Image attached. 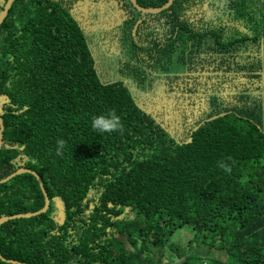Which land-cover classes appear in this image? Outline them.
<instances>
[{
    "label": "trees",
    "instance_id": "trees-1",
    "mask_svg": "<svg viewBox=\"0 0 264 264\" xmlns=\"http://www.w3.org/2000/svg\"><path fill=\"white\" fill-rule=\"evenodd\" d=\"M92 1L110 6L83 21L84 0H15L0 24V180L25 164L51 198L0 225L2 254L166 264L154 251L170 247L181 264H264V0H138L155 13ZM169 65L185 83L141 99V80ZM109 111L123 132L92 128ZM45 204L32 174L0 185V218ZM184 228L196 249L174 247Z\"/></svg>",
    "mask_w": 264,
    "mask_h": 264
},
{
    "label": "rangeland",
    "instance_id": "rangeland-1",
    "mask_svg": "<svg viewBox=\"0 0 264 264\" xmlns=\"http://www.w3.org/2000/svg\"><path fill=\"white\" fill-rule=\"evenodd\" d=\"M94 5H100L103 8H107L110 5L106 1H99V2H93L92 0H84V6L82 8V12L80 14V17L83 21L87 18L90 12H93ZM115 15L119 16V12L117 10H114ZM102 14H105L107 18L112 21L114 16L112 17V13L107 14L105 10L101 11ZM186 70L184 69H179L176 71L170 67L165 70V71H160V72H154L152 75L148 76L146 79L141 80L142 88H146V92L140 93L139 95L141 96V99H147L151 98L152 100L154 99H159L161 97H166L178 90V85L177 82H175V79L177 76L180 77L179 82H184L186 80ZM200 82L203 84V87L208 88L211 84L216 82V80H208L207 78L203 77ZM224 109H229V108H222L219 113H215L216 115H219L220 113L223 112ZM214 116V117H215ZM207 119L210 118H203L200 120V123H203ZM193 233L190 232L188 229L184 228L181 231H178L176 234L173 235V238H177L178 240H175L174 242V247H186L187 251L196 249L198 243L193 241ZM207 242L212 243L213 237L209 235L207 237ZM219 243V242H218ZM200 245L205 247L207 245L205 240H200ZM214 249L213 251H215ZM154 251V250H153ZM155 256L154 258L158 260L160 257H164L166 260V264H181L182 260L173 257L171 255L174 254L173 249L170 247H167L163 252L161 251H154ZM170 259V260H169Z\"/></svg>",
    "mask_w": 264,
    "mask_h": 264
},
{
    "label": "water",
    "instance_id": "water-1",
    "mask_svg": "<svg viewBox=\"0 0 264 264\" xmlns=\"http://www.w3.org/2000/svg\"><path fill=\"white\" fill-rule=\"evenodd\" d=\"M14 1L15 0H8L7 4L5 6V10H4L3 14L0 16V24L2 23L3 18L6 16V14H8V12L10 10V7L12 6ZM131 1L136 7H138L143 12L155 13V12L160 10V9H152V8L142 7V6L139 5L138 0H131ZM169 4H171V3H169ZM0 131H1V133H0V153H1L2 148L4 146V133H5V125H4L3 118H1V117H0ZM24 173L33 174L37 178V180L40 181V183H41V185L43 187V190L45 192V195H46V204H45V206L42 209L34 211V212L12 214V215H4V216H2L0 218V225L5 223L8 220H11V219H15V218H19V217H30V216H34V215H38V214L44 213V212L48 211V209L50 208L51 198L49 196V192L47 190V187L45 186V182H44L43 178L40 175H38L37 172H35L33 170L20 169L19 171H17L13 175L9 176L7 179H4V180L0 181V184L7 183L13 177H15L17 175H20V174H24ZM0 257L2 258V260L4 262L9 263V264H28V263H24V262L13 260V259H7L2 254L1 250H0Z\"/></svg>",
    "mask_w": 264,
    "mask_h": 264
},
{
    "label": "clouds",
    "instance_id": "clouds-1",
    "mask_svg": "<svg viewBox=\"0 0 264 264\" xmlns=\"http://www.w3.org/2000/svg\"><path fill=\"white\" fill-rule=\"evenodd\" d=\"M91 126H92V128L94 130H96L98 132H101V133H105V132H107V133H111V132H123L124 131V125L121 122V118L118 115H116L115 111H109L107 113V115H97V116H94L92 118V125ZM65 143L66 142L63 139H58L57 140V155H61L62 154V149L65 147ZM219 166L222 167V168H224L225 171H230V168L227 165L223 164L222 162L220 163ZM20 169H29V168H27L25 166V164H22V165H20L18 167L17 171H19ZM30 170H32V169H30ZM17 171L15 170V172H13L12 174H10L9 176L13 175ZM33 171H35V170H33ZM24 174H29V173H24ZM20 175H23V174H20ZM38 175H40V174H38ZM17 176H19V175H17ZM17 176H15V177H17ZM15 177H13L11 180H13ZM11 180H9V181H11ZM0 181H2V180H0ZM38 182H40V181H38ZM7 183H4V184H7ZM0 185H3V184H0ZM30 212H34V211H30ZM22 213H24V212H22ZM25 213H27V212H25ZM16 214H20V213H16ZM4 215H7V214H4ZM10 215H12V214H10ZM19 218H22V217H19Z\"/></svg>",
    "mask_w": 264,
    "mask_h": 264
},
{
    "label": "flooded vegetation",
    "instance_id": "flooded-vegetation-1",
    "mask_svg": "<svg viewBox=\"0 0 264 264\" xmlns=\"http://www.w3.org/2000/svg\"><path fill=\"white\" fill-rule=\"evenodd\" d=\"M130 1H131V0H130ZM131 2H132V1H131ZM138 3H139V1H138ZM132 4H133V3H132ZM139 5L141 6L140 3H139ZM168 5H170V4H168ZM168 5H167V6H168ZM133 6L136 7L134 4H133ZM142 7H144V6H142ZM147 8H149V7H147ZM150 8H151V7H150ZM152 9H160V8H152ZM116 10H117V12H119V16L115 15V12L112 11V12H111V13H112V17L114 16V18H121V12L119 11L118 8H117ZM160 10H161V9H160ZM157 12H158V11H157ZM114 18H113V19H114ZM108 19H109V18H108ZM113 19H112V20H113Z\"/></svg>",
    "mask_w": 264,
    "mask_h": 264
},
{
    "label": "crops",
    "instance_id": "crops-1",
    "mask_svg": "<svg viewBox=\"0 0 264 264\" xmlns=\"http://www.w3.org/2000/svg\"><path fill=\"white\" fill-rule=\"evenodd\" d=\"M63 107H64V108H69V109H70V107H69V106H66V105H64Z\"/></svg>",
    "mask_w": 264,
    "mask_h": 264
}]
</instances>
